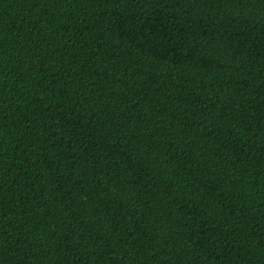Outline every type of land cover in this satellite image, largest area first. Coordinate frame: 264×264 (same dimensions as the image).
Returning <instances> with one entry per match:
<instances>
[{"label": "trees", "instance_id": "16d2710c", "mask_svg": "<svg viewBox=\"0 0 264 264\" xmlns=\"http://www.w3.org/2000/svg\"><path fill=\"white\" fill-rule=\"evenodd\" d=\"M0 264H264V0H0Z\"/></svg>", "mask_w": 264, "mask_h": 264}]
</instances>
